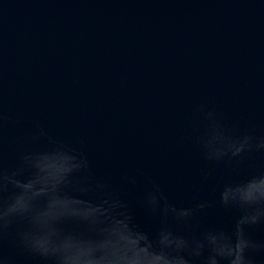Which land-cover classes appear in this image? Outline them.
<instances>
[{
    "label": "water",
    "instance_id": "1",
    "mask_svg": "<svg viewBox=\"0 0 264 264\" xmlns=\"http://www.w3.org/2000/svg\"><path fill=\"white\" fill-rule=\"evenodd\" d=\"M208 112L234 137H264V0H0V168L39 151L51 189L35 205L83 251L165 264L162 232L264 243V223H246L264 209V150L209 161ZM147 177L168 216L142 206ZM189 210L187 227L175 214ZM14 232L0 255L45 264Z\"/></svg>",
    "mask_w": 264,
    "mask_h": 264
},
{
    "label": "clouds",
    "instance_id": "2",
    "mask_svg": "<svg viewBox=\"0 0 264 264\" xmlns=\"http://www.w3.org/2000/svg\"><path fill=\"white\" fill-rule=\"evenodd\" d=\"M203 110V109H202ZM209 121L203 148L209 161H221L225 157H239L246 150L253 148L264 150V137L254 143L252 136L234 137L216 118L215 113L208 112ZM40 152L29 151L20 154L13 168H0V234H7L15 229L14 237L17 245L24 251L39 257L45 264H112L103 255L85 252L78 245L70 227L66 229L57 221L42 216L36 207V199L44 195L41 190L51 189V184L37 182L44 173L39 167ZM89 168L87 158L81 160V172ZM25 173H31L30 178ZM128 179V178H126ZM150 187L141 197V204L146 211L168 216L170 208L165 203V196L159 185L151 177L146 178ZM135 183V180H131ZM85 183H96L103 187L102 181L85 180ZM27 185H33L28 188ZM220 202L223 190L220 192ZM194 212L189 210L175 214V219L187 227ZM248 226L264 223V209L253 210L246 219ZM163 240L171 249L172 255L165 264H252L248 256L249 250L264 251V243L250 239L246 232L237 229L227 250L218 242L222 234L215 230H207L192 239L173 236L162 232ZM191 258V259H190ZM0 264H11L8 257L0 255ZM123 264H144L134 252H130Z\"/></svg>",
    "mask_w": 264,
    "mask_h": 264
}]
</instances>
